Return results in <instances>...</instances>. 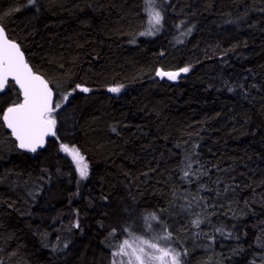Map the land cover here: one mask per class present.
Listing matches in <instances>:
<instances>
[{
  "label": "trees",
  "instance_id": "obj_1",
  "mask_svg": "<svg viewBox=\"0 0 264 264\" xmlns=\"http://www.w3.org/2000/svg\"><path fill=\"white\" fill-rule=\"evenodd\" d=\"M158 1L144 36L146 0H0L61 105L26 152L2 122L21 95L0 93V264H113L147 228L181 264H264V0Z\"/></svg>",
  "mask_w": 264,
  "mask_h": 264
},
{
  "label": "snow or ice",
  "instance_id": "obj_2",
  "mask_svg": "<svg viewBox=\"0 0 264 264\" xmlns=\"http://www.w3.org/2000/svg\"><path fill=\"white\" fill-rule=\"evenodd\" d=\"M146 3L148 4L147 12L151 28L149 31L141 33V35H153L156 31H159L157 26L161 24L163 17L155 9V0H146ZM187 71H189L187 67L179 70V72ZM179 72L158 71L157 75L176 79ZM9 77L19 84L23 101L8 107L3 114V120L19 141V147L34 152L38 145L43 144L46 135L49 133L55 135L53 129L56 125V119L52 113L61 105L56 103L53 107V91L48 86L47 81L32 71L25 61L19 45L9 41L5 37L3 29L0 28V90L4 89ZM77 87L80 86L77 85ZM82 90L88 91L87 88ZM110 91L119 92L120 88H111ZM64 99H67V97H64ZM61 147L72 156L81 177H86L88 175V165L84 157L80 155L79 150L70 149L67 145H61ZM151 218L157 219L155 214H152ZM193 223L198 226L200 221L196 220ZM170 236L171 233L161 237V239L167 241ZM140 244L147 245L148 248L154 251H147L143 246L133 247L128 241H124L119 252L114 255L128 256L126 264H180V252L160 247L157 243H150L146 240L140 241ZM126 247L131 248V251H125ZM121 264H125V262L122 261Z\"/></svg>",
  "mask_w": 264,
  "mask_h": 264
},
{
  "label": "rangeland",
  "instance_id": "obj_3",
  "mask_svg": "<svg viewBox=\"0 0 264 264\" xmlns=\"http://www.w3.org/2000/svg\"><path fill=\"white\" fill-rule=\"evenodd\" d=\"M147 8H148V4L146 3V9H145V10H146L147 21H148V22H147V27H146V29H145V32H146V31H149L150 28H151V25L149 24V16H148ZM155 9L161 13V16L163 15V6H162V4H161L158 0H155ZM159 26H160V25H158L157 27L159 28ZM156 32H157V31H156ZM156 32H155V33H156ZM144 36H146V35H144ZM151 36H152V35H151ZM176 72H179V70L176 71ZM184 73H185V72H179V75L177 76V78H178L181 74H184ZM162 77L167 78V79H170V78L167 77V76H162ZM171 80H174V79H171ZM116 87L120 88V91H119V92H112V91H110L111 88H108V90H109L111 93H113V94H118V93H120L121 91H123V87H122V86H116ZM62 149H63V148H62ZM70 149H72V148H70ZM63 152L66 153L67 155H69V156L72 158V156H71L69 153L65 152L64 150H63ZM72 161H73V163L75 164L77 171L79 172V170H78V168H77V165H76V162L73 160V158H72ZM155 221H156V220H155ZM157 223H158V220L152 224V227H155V228H156L155 225H157ZM148 226H149V225H148ZM142 232H143L142 234H134V233H129V232H128V234L126 235V237L121 238V240L117 241V242L113 245V248H112L113 264H114V262H115V264H121L122 261L125 262V264H126V262H127V260H128V256H126V255H119V256L114 255L115 253L119 252V250H120V246L124 244V241H128L129 244H131L133 247H140V246H143V247H145V249H146L147 251H154V250L148 248L147 245H141V244H140V241H144V240H146V241H149L150 243H157L160 247L169 248V249H174V248L171 246L169 240L165 241V240H162V239H161V237H165V236H167L163 231H162V233H157V232H155L154 230H152V229H150V228H147L146 230H145V229L142 230ZM174 250H175V249H174ZM125 251L130 252V251H131V248H127V247H126V248H125ZM175 251H176V250H175ZM179 259H180V257H179ZM180 264H181V261H180Z\"/></svg>",
  "mask_w": 264,
  "mask_h": 264
},
{
  "label": "water",
  "instance_id": "obj_4",
  "mask_svg": "<svg viewBox=\"0 0 264 264\" xmlns=\"http://www.w3.org/2000/svg\"><path fill=\"white\" fill-rule=\"evenodd\" d=\"M0 28L3 29V27H2L1 25H0ZM3 31H4V35H5V37H6L9 41L15 42V41H13V40H11V39H9V38L7 37V35H6L4 29H3ZM15 43L18 44L17 42H15ZM20 50H21V48H20ZM21 52H23V51L21 50ZM23 54H24V53H23ZM24 59H25V61H26L25 55H24ZM26 62H27V61H26ZM27 64H28V63H27ZM28 66L30 67L29 64H28ZM30 68H31V67H30ZM31 69H32V68H31ZM32 71H33V70H32ZM33 72H34V71H33ZM34 73L37 74V75H39V76H42V75H40V74L37 73V72H34ZM42 77H43V76H42ZM43 79H44L45 81H47L44 77H43ZM8 81H12V82L14 83V85L16 86V88L18 89V91H19V93H20V95H21V102H22V101H23V95H22V90L20 89L19 84H17V83L11 78V77H9V80H8ZM47 83H48V81H47ZM7 85H8V83L5 85V87H4L3 90H0V93L4 92V91L7 89ZM48 86L50 87L49 83H48ZM50 88H51V87H50ZM52 91H53V90H52ZM52 101H53V104H54V92H53V96H52ZM6 110H7V109H6ZM6 110H4L3 113H2V122L4 123L6 129L10 131L12 137L16 140L18 148L21 149V150H23V151H26V152H33V151L29 150V149H26V148H20V147H19V141L16 139V137H15V135L13 134L12 130H11L10 128H8L7 123L3 120V114H4V112H5ZM53 131L55 132V128L53 129ZM52 136H53V135H52L51 133H49L48 135H46V136L44 137V142H43V144H42V145H38V146L36 147V150H39V149H41L42 147H44V146L46 145L47 140H48L49 138H51ZM36 150H35V151H36Z\"/></svg>",
  "mask_w": 264,
  "mask_h": 264
}]
</instances>
